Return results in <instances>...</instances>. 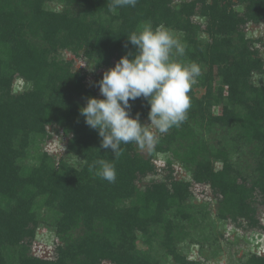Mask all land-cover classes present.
I'll list each match as a JSON object with an SVG mask.
<instances>
[{
	"label": "trees",
	"instance_id": "obj_1",
	"mask_svg": "<svg viewBox=\"0 0 264 264\" xmlns=\"http://www.w3.org/2000/svg\"><path fill=\"white\" fill-rule=\"evenodd\" d=\"M110 4L0 0V264H206L188 260L181 243L189 225L214 232V206L241 239L264 234L254 206L264 203V84L254 80L264 59L261 39L245 30L264 24V0ZM146 23L170 30L185 46L173 58L197 63L201 74L180 127L158 133L147 157L130 143L114 158L79 109L89 96L103 98L97 82L135 52L127 35ZM64 51L83 66L61 59ZM130 104L132 117L150 123L147 100ZM52 127L66 137L60 155L44 146ZM99 159L114 164V183L89 171ZM43 226L57 237L47 258L33 253ZM238 264H264V254Z\"/></svg>",
	"mask_w": 264,
	"mask_h": 264
},
{
	"label": "clouds",
	"instance_id": "obj_2",
	"mask_svg": "<svg viewBox=\"0 0 264 264\" xmlns=\"http://www.w3.org/2000/svg\"><path fill=\"white\" fill-rule=\"evenodd\" d=\"M138 0H111L110 9L132 7ZM135 52L123 55L114 67L103 73L97 84L101 98L89 96L79 109L84 122L96 130L100 148L110 149L114 158L121 154V145L135 143L141 150H153L159 134L180 127L188 118L191 98L188 95L201 74L195 63H182L185 46L162 25L153 29L146 23L127 35V44ZM143 97L149 107L148 124L140 122L139 113L130 115V101ZM154 129L155 131H153ZM89 171L109 183L116 181L113 163L99 159L89 164Z\"/></svg>",
	"mask_w": 264,
	"mask_h": 264
},
{
	"label": "rangeland",
	"instance_id": "obj_3",
	"mask_svg": "<svg viewBox=\"0 0 264 264\" xmlns=\"http://www.w3.org/2000/svg\"><path fill=\"white\" fill-rule=\"evenodd\" d=\"M176 3H179V1ZM49 6L56 8V10L60 8V5L55 2L50 3ZM245 30L248 38H252L253 40L261 39V42L256 43L255 47L259 49L260 55L264 59V24L248 25ZM61 59L69 61L70 59H73L76 62V66H83L82 62L74 58L72 53L69 51H64L62 53ZM254 80L258 84H264V76L262 75L255 74ZM17 86H20V89L16 88L17 90H23V87H25L22 81H20ZM203 93L204 91L201 90L199 96H201ZM52 129L54 130L55 135L52 138V141H48L44 146L49 152L60 155L66 150H64L63 145L66 137L61 134V131L57 130L56 127H52ZM152 130L155 131L154 129ZM140 153L146 157L151 155V151L147 149H140ZM165 159L166 156L157 157V159H155V163L157 165L163 166ZM200 191L201 190L198 189V192L196 193L199 195V197L201 196V198L209 195L208 192L200 193ZM254 206L257 207L258 215L264 224V203L261 204L260 202H257V205ZM214 207L210 209V218L216 222L214 225L215 228H213L214 232L203 230L201 233L199 229H194L191 225L187 227L190 237L181 243V248L185 250L187 257L189 258L188 260L195 261V258L198 259L197 261L204 260L203 262L206 264H238L240 259L242 260L243 258H247L251 252L264 254V234H260V236L248 235L247 237L241 239L240 237L242 235L241 232H239L240 229L231 230L229 228L230 225L225 226L223 223L217 220L216 209ZM203 233L205 236L202 235ZM221 234L223 237H221ZM215 237L218 238L217 243H215ZM56 240L57 237L55 235V231L43 226L38 231L37 238L33 244V253L40 258L50 257L51 250ZM201 246H204L202 247L203 249H201ZM163 264L175 263L171 259H168L164 261Z\"/></svg>",
	"mask_w": 264,
	"mask_h": 264
}]
</instances>
